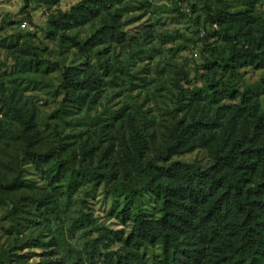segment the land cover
<instances>
[{
    "label": "rangeland",
    "instance_id": "rangeland-1",
    "mask_svg": "<svg viewBox=\"0 0 264 264\" xmlns=\"http://www.w3.org/2000/svg\"><path fill=\"white\" fill-rule=\"evenodd\" d=\"M80 1L0 0V79L37 105L43 148L55 144L53 125L59 124L63 153L85 155L103 171L118 172L124 164L132 168L123 151L117 154L131 142L129 114L144 133V157L160 164L170 128L189 120L187 110L196 94L203 97L197 100L202 132L208 122H215L221 131L228 125L229 113L243 104V95L215 102L209 89L230 87L241 94L250 90L264 110V68L246 66L230 73L218 65L228 47L219 28L206 22V0H120L114 8L126 41L109 40L95 48V55L82 53L60 35L66 32L84 42L101 17L67 31L50 22ZM210 2L222 4L228 12L248 8L244 0ZM255 13L264 19V0L256 4ZM87 62L104 74L105 85L93 104L78 108L65 100L61 71L64 67L87 70ZM107 65L115 69L111 75ZM62 102L63 117H59L55 111ZM0 118V264H108L107 259L122 253L123 241H99L91 221L126 237L136 211L135 205L130 211L124 209L126 193L110 192L104 182L86 181L71 197L63 196L56 216L42 215L43 209L32 200L39 199L41 208L51 207L58 196L23 152L17 139L19 124ZM173 159L212 164L206 147L196 146ZM14 202H20L22 210L11 221L7 216ZM141 203L148 217L159 215L154 195L144 192ZM141 251L151 259L161 250L149 246Z\"/></svg>",
    "mask_w": 264,
    "mask_h": 264
},
{
    "label": "trees",
    "instance_id": "trees-1",
    "mask_svg": "<svg viewBox=\"0 0 264 264\" xmlns=\"http://www.w3.org/2000/svg\"><path fill=\"white\" fill-rule=\"evenodd\" d=\"M244 1L248 5L246 10L228 12L222 4L213 5L206 0V22L219 28L228 47L227 56L218 65L230 73L246 66L264 68V19L255 13L261 0ZM119 2L82 0L69 11L52 16L50 22L57 30L67 31L101 17L84 42L66 32L60 35L63 40H71L82 53L95 55V48L109 40L126 41L123 24L114 8ZM103 12L106 16H102ZM86 65L87 70L64 67L61 71L65 100L78 108L93 104L105 85L104 74L90 62ZM106 70L110 75L115 71L111 65ZM207 93L215 102L236 100L243 95V104L229 113L225 128L218 131L215 122H208L207 130L202 132L197 100L203 97L196 94L187 110L189 120L170 128L169 138L159 154L163 162L158 164L144 157L141 147L144 133L135 116L129 114L131 142L127 146L122 144L125 148L121 147L117 154L123 151L132 168L124 164L118 172L103 171L94 166L93 158L88 162L85 155L78 158L63 153L59 124L53 125L55 144L43 148L37 105L3 79H0V115L19 124L17 139L23 152L58 196L51 207L41 208L39 199L32 200L38 209H43L42 215L56 216L63 207V196L71 197L78 185L86 181L97 185L104 182L110 192H125V210L136 206L134 225L126 237L88 219L99 232V241L115 238L125 244L124 251L106 263L264 264V110L250 90L249 94H241L228 87L209 89ZM55 113L63 117V102ZM196 146L209 150L212 164L204 166L173 159ZM144 192L154 195L159 203V215L155 218L148 217L142 206ZM21 210L20 202H14L7 218L14 221ZM149 246L160 247V254L147 257L141 249ZM89 259L93 261L94 254Z\"/></svg>",
    "mask_w": 264,
    "mask_h": 264
}]
</instances>
